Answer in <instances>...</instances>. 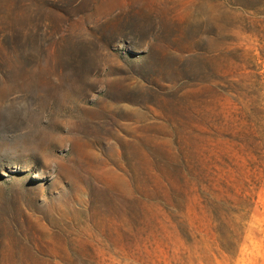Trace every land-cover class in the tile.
<instances>
[{"label":"rangeland","instance_id":"rangeland-1","mask_svg":"<svg viewBox=\"0 0 264 264\" xmlns=\"http://www.w3.org/2000/svg\"><path fill=\"white\" fill-rule=\"evenodd\" d=\"M0 264H264V0H0Z\"/></svg>","mask_w":264,"mask_h":264}]
</instances>
